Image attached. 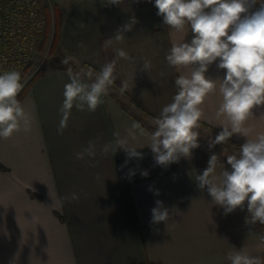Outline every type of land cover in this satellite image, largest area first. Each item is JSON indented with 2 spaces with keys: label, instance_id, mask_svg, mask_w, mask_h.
I'll return each instance as SVG.
<instances>
[{
  "label": "crops",
  "instance_id": "obj_1",
  "mask_svg": "<svg viewBox=\"0 0 264 264\" xmlns=\"http://www.w3.org/2000/svg\"><path fill=\"white\" fill-rule=\"evenodd\" d=\"M52 2L54 11L47 13L57 25L52 61L20 100L31 114V129L0 139V264H230L226 256L233 247H244L264 260V225L245 223L246 204L243 211L225 215L195 182L213 153L219 156L217 175L224 167L231 170L227 144L209 148V139L221 130L217 122L202 120L200 147L190 159L167 167L155 163L147 136L129 142L142 159L125 164L123 149L115 154L110 149L106 155L102 151L115 145L114 133L124 137L134 121L147 133L154 131L142 115L152 119L171 102L180 72L165 57L173 40L190 42V29L171 33L154 0H122L119 5L107 0ZM128 23L131 31L105 48V40ZM117 49L135 62L117 58ZM66 57L73 58L74 71L98 70L117 59L116 81L94 112L73 107L60 134V108L69 82L67 66L61 63ZM144 59L151 63L147 72L140 70ZM224 71L213 64L206 75L222 77ZM124 79L129 89L121 95L118 86ZM218 106L219 96L211 97L206 114L211 117ZM253 112L248 123L264 131V106ZM90 142L96 155L85 153L78 159L77 153H84ZM229 142L240 146L245 138L233 136ZM143 171L148 175H141ZM72 193L78 194L77 201L65 200L59 211L50 209L52 198ZM157 200L173 210L167 225L150 223Z\"/></svg>",
  "mask_w": 264,
  "mask_h": 264
},
{
  "label": "clouds",
  "instance_id": "obj_2",
  "mask_svg": "<svg viewBox=\"0 0 264 264\" xmlns=\"http://www.w3.org/2000/svg\"><path fill=\"white\" fill-rule=\"evenodd\" d=\"M106 3L119 5L122 0ZM154 5L171 33H184L186 28L192 33L190 42H185V38L173 40L165 57L168 65L180 72L174 81L177 91L171 102L152 118L154 131L147 133L134 121L124 137L114 133L115 145H105L102 151L106 155L110 149L114 154L123 149L127 153V164L132 158H143L138 148L129 146V142L137 141L138 136H147L146 146L151 149L155 163L167 167L181 158L190 159L192 150L200 147L201 121H215L221 130L209 139L210 149L228 144L233 136L243 137L245 142L239 146L238 153L226 156L231 170L224 167L219 175L216 174L219 156L211 154L208 166L195 176L197 187L202 192L206 190L212 204L220 206L225 215L237 209L243 211L246 204L245 223L264 225V131H256L248 123L255 117L253 110L264 106V0H154ZM127 31H131L129 23L118 29L114 37L106 39L104 47L122 40ZM80 45L83 46V41ZM116 56L135 62L123 49H117ZM72 59L66 57L61 61L67 66L65 73L69 82L64 86L60 108V134L67 127L73 107L94 112L116 81L117 59L106 61L98 70L80 71L73 70ZM213 64L225 70L222 77L206 75ZM141 65L140 70L144 72L151 68L147 59ZM21 81L18 70L0 72V139L7 140L15 133L31 129V114L18 99L23 88ZM128 89L129 80H121L119 93L123 95ZM216 95L219 106L209 117L205 105ZM260 118L264 119V113ZM94 149V143L90 142L84 153H77V158L83 159L85 153L94 157ZM141 175L148 173L143 171ZM78 199L76 193L52 198L50 209L59 211L65 200ZM155 203L150 223L167 225L173 210L165 207L163 201ZM261 242L264 243V237ZM226 259L230 264H264L261 257L249 254L244 247L240 250L233 247Z\"/></svg>",
  "mask_w": 264,
  "mask_h": 264
},
{
  "label": "built area",
  "instance_id": "obj_3",
  "mask_svg": "<svg viewBox=\"0 0 264 264\" xmlns=\"http://www.w3.org/2000/svg\"><path fill=\"white\" fill-rule=\"evenodd\" d=\"M47 7V0H0V72L20 71L22 90L34 77L29 67L43 40Z\"/></svg>",
  "mask_w": 264,
  "mask_h": 264
},
{
  "label": "rangeland",
  "instance_id": "obj_4",
  "mask_svg": "<svg viewBox=\"0 0 264 264\" xmlns=\"http://www.w3.org/2000/svg\"><path fill=\"white\" fill-rule=\"evenodd\" d=\"M52 1L53 0H47V4H48L47 11H46L47 13H49L50 10L54 11V3ZM56 30H57V25H56L55 17H54V20H52L51 22L50 15H49L42 43L40 44V47L35 56L34 62L29 67V70L31 69L30 71L31 79L33 76H35L39 72L41 71L43 72L44 70H46V68L50 67V64L52 61L51 60V54L53 51L52 48H54V44L57 38ZM142 117L146 120L147 123L152 125V119L144 117L143 115ZM227 150L231 154H236L239 151V146L235 145L232 142H229L227 144Z\"/></svg>",
  "mask_w": 264,
  "mask_h": 264
},
{
  "label": "trees",
  "instance_id": "obj_5",
  "mask_svg": "<svg viewBox=\"0 0 264 264\" xmlns=\"http://www.w3.org/2000/svg\"><path fill=\"white\" fill-rule=\"evenodd\" d=\"M56 43V41H55ZM37 75V74H36ZM35 75V76H36ZM35 76L33 77V79L35 78ZM33 79L26 85V87L20 92V94L18 95V99L21 100L22 96L24 95V93L26 92L27 88L31 85Z\"/></svg>",
  "mask_w": 264,
  "mask_h": 264
}]
</instances>
